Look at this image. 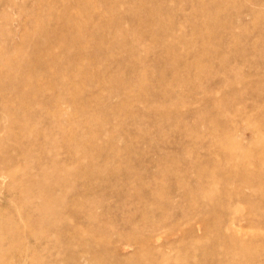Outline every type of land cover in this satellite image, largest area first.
Returning <instances> with one entry per match:
<instances>
[{"label":"bare ground","instance_id":"1","mask_svg":"<svg viewBox=\"0 0 264 264\" xmlns=\"http://www.w3.org/2000/svg\"><path fill=\"white\" fill-rule=\"evenodd\" d=\"M132 1L146 24V29L138 28L136 33L124 26V11H121L122 4L130 0H36L29 8H19L12 0L5 2L16 9L18 27H10L13 22L11 16L1 12L0 18L4 22L1 34L4 33L5 39L0 49V162L8 154L4 149L8 141L17 150V155H8V159L14 162L12 168H0V173L10 178L6 191L15 202L14 214L17 217L5 215L3 204H0V264H146V258L150 264H264V149L245 142L234 148L231 144L236 142V136L233 135L229 140L216 144V153L225 159L224 166L208 170L191 161L188 155L179 157L183 168L192 172L194 181L197 180L193 188L186 187L189 180L173 181L177 188L185 191L182 199H190L195 204L183 208L180 219L182 222H196L197 231H206L202 235L219 239L221 243L212 250L202 247L194 231H181L177 228L180 223L166 221L170 216L168 211L181 206L169 200L170 203L159 204L160 198L157 200L156 196L164 192L161 186L148 189L150 192L145 190V211L137 210L145 215L144 212L160 209L164 213L158 215L159 222L165 225L164 228L150 221L141 226L134 215L122 211L126 203L131 207L135 205L133 201L129 202L124 192L130 182L123 183L125 186L121 192L125 194H118L115 190L118 175L112 177L115 170L108 168L114 173L111 177L115 180L110 186H102L99 180L93 181L108 172L100 171L105 168L99 169V164H96V158L103 157L102 154L108 150L103 151L104 146L108 145L103 146L97 140L107 137L113 141L116 132H88L89 123L77 117L87 115L90 125L91 120L100 124L104 120L99 122V115H121L122 109L130 104L128 100H136L133 87L126 89L132 85L130 79H121L109 66L122 65L114 57L117 54H126L125 58L119 56L123 59L121 62L125 59L133 64L141 59L139 41L143 38L157 43L160 48V54L153 63L161 69L157 82L168 87L161 96L167 103H181L184 99V94L174 92L172 87L175 85L186 87L187 92L197 89L189 86L190 76L181 71L180 66H197V76L218 66L224 69V75L221 73L218 78L227 79L224 72L230 64V56L240 49L238 41L244 37L240 23L247 16L254 19L259 13L264 15V0ZM176 4H183L188 10L181 18L183 22L190 21L189 33L181 30L184 23L172 21L178 13L174 8ZM224 10L227 12L223 13ZM164 19L168 21L161 23ZM128 21L135 23V16H128ZM260 33L264 35V27ZM212 37L218 43V52H213L207 44ZM108 42L110 48L104 47L103 44ZM258 42L241 48L247 52L246 55L256 53ZM179 44L186 47L185 52ZM181 53L191 55V60ZM219 55L221 57L217 59ZM236 67L238 70L239 66ZM65 72L70 75L66 76ZM234 77L239 82L244 80L239 71ZM77 83L86 84L88 88L79 90ZM101 84H106L107 89L110 87L111 92L121 88L118 92L122 94L123 101L114 105L108 103L97 90ZM244 91L240 90V93ZM257 97L264 101V94ZM215 101L212 99L210 102L217 107L221 105ZM228 105L231 103L226 100L224 106ZM68 109L72 111L69 113ZM229 114L247 116L232 110L219 115L222 123H230ZM254 114L264 122V105L256 108ZM70 125L79 130L87 129L86 132H66L65 127ZM105 125L100 124V131ZM3 132L6 135L3 136ZM111 141L109 143H113ZM250 150L259 151L261 155L252 158ZM104 155L106 160H114L118 158V151L109 149V153ZM158 155L151 161L158 168L156 173L151 171L154 175L149 172L153 175H149L150 180L156 176L167 179L171 170L177 168V165L170 167L173 161L168 166L173 154L163 152ZM207 155L208 160L215 157L210 153ZM23 166L25 171H21ZM251 167L258 171H251ZM202 178L208 179L205 184L213 192L212 198L196 196V189L201 186L198 181ZM126 179L128 176L124 181ZM218 184H222L220 189ZM169 185L174 190L172 180ZM232 186L236 190H231ZM246 189H253L258 198L253 192L247 194ZM234 191L242 193L239 197L243 202H249V213L244 218L231 210L232 198L238 197ZM108 195L119 197L121 206L116 204V207L120 209L106 202ZM140 195L133 198L139 201L143 197ZM253 196L256 199L253 200ZM114 209L122 211L125 219L121 222L126 221L123 224L130 227L126 230L133 233L113 229L110 225L113 219L97 223L96 210H104L107 214ZM206 213L210 215L204 221L200 216ZM118 217L117 220L120 219ZM164 246L169 252L162 251ZM129 250V256L121 255Z\"/></svg>","mask_w":264,"mask_h":264},{"label":"rangeland","instance_id":"2","mask_svg":"<svg viewBox=\"0 0 264 264\" xmlns=\"http://www.w3.org/2000/svg\"><path fill=\"white\" fill-rule=\"evenodd\" d=\"M7 1H11V0H0V14L1 12L8 13L13 21L9 26L17 28L18 27L17 11L16 9H12L9 6H7L5 3ZM12 1L16 3L19 8H23V7L29 8L32 7L33 3L36 0H12ZM122 5L123 6L121 11L122 10L124 11L123 15L125 18L124 26H126L130 31L134 30L135 33L138 30V28L142 27V29H146V24L144 22V19L136 11L135 8L136 5L133 3V1L130 0V2ZM174 8L178 9V13H176L173 16L172 21L174 20L184 23L181 30L183 31L187 30L188 31L187 33H189L191 29L190 21L187 20V22H183L181 18V15L187 14L188 10H186L183 4H176ZM262 11L264 12V8L262 9ZM225 12L227 11L224 10L223 13ZM74 14H77V12H74ZM128 16H135V20H136L135 23H131L130 21H128ZM254 19L247 16L245 20L240 23L241 26L244 28L242 32L244 37L241 42L238 41V44L240 43V47H239L240 49L236 51L237 53H234L230 56V59L233 58L232 59L233 62L229 59L230 64L227 67V69H225L226 72L224 73L228 80L227 79L224 80L223 78H221L222 79L221 80L220 78H218L217 75H220L221 73L222 75H224L223 74L224 69L219 68L218 66H215V68L214 67L209 68L208 71H205V73L204 71L201 72L199 76H197L199 73L197 66H193V67L180 66L178 68L181 71L183 70V72L186 75L190 76L191 82L189 86H191L192 88L197 87V89H195V91H191L192 89H190V91L187 92V90H185L186 87H181V86L177 87L175 85L172 87L174 92L184 94V99L181 103L180 102L167 103L163 98H161V96L166 93L168 87L165 83L157 82V80L161 75V69L160 66H156L153 63L154 58H156V56L160 54V48H158V45H156L157 43L153 44L150 42V40L143 38L142 40L139 41L140 42L139 46L142 53L141 59L137 60L136 63H133L134 65L128 62V60L126 61L125 59L123 62H121L123 60L122 58H125L126 55L122 53L120 55L117 54V56L116 55L114 56L116 60L119 61L120 64L122 63V65H120L119 67L115 65L111 67L110 64L109 66L110 69H112L116 74H118L121 79L122 78L124 80L130 79L132 85L126 87V89L128 91L133 87L132 88L134 90V91L132 90L133 96L134 98H136L137 101L135 100L131 102L132 99H129L128 101L130 102V104L126 106L124 109H122V112H120L121 115L118 116L99 115V117L96 116L99 122L104 120V122H101L100 124L103 123L107 124L105 125V127H103L104 131L103 130L100 131L101 129V127H99L100 124H98L96 120L94 121L91 120V125L92 122L93 123L95 122L94 126L97 125L96 127H98L99 129H97L93 125L91 126L89 118H86L87 115L85 116L78 115L77 117L78 119H81L82 121H86L87 123H89L88 129L85 128L83 130H79L74 125L65 127L66 132H71V133L82 132V131L86 132V129L88 132H90V130L91 132H95L96 130H98L99 132H106V131L116 132L114 134L115 135V137L113 138L114 140L112 139L113 141L108 140L107 137H101L97 141L99 144L103 146L108 145L107 147L104 146L103 151L105 149H108L105 150L104 154H108L109 149L117 150L118 151L117 157L119 159L117 158L114 160H109V159L106 160L104 158L105 157L104 154H102L103 157L98 156L96 158L97 160L96 164L97 165L99 164L98 165L99 169H101L102 167L105 168V170L101 169L100 171H104V172L108 171V172L102 173L100 177L95 178V180L93 181L99 180L101 181L100 184L102 183L103 185L102 184L101 185L106 187L112 184L111 181L114 180V178L112 177L118 175L115 180L119 186L115 185V187L117 188V189L115 188V190H117L118 194L120 195L126 193L129 202L132 203L133 201V203H135L133 207H131V205L129 204L127 205L126 203L123 206L122 211L131 214V216L134 215L135 218H137V221H140V225L141 224L147 225L150 222L151 223L154 222L156 225H159L162 228L165 227V225H163L161 221L159 222L160 216L158 215L161 214L160 212H162L160 209L159 211L144 212L146 213L145 215L142 214V212L145 211L144 209L145 201L143 200L146 199L145 196L146 193L150 192L148 189H153L155 186L156 187L161 186V189L164 190L165 192L166 189L168 190V188L173 187L169 185L171 184V180H172V184L174 185L175 182H177L178 180H182V178L189 180L186 181L187 184L186 187L193 188L196 186V183L194 182L197 180L194 181L193 179L195 175L192 172H189L183 168V162L181 163L180 160H178L179 157L188 155L191 161L200 164L202 168L204 167L205 169L208 170L213 168L214 166H224L225 159L223 158L222 155L220 154L218 155V153H216L217 150L216 144L220 142H224L227 139L229 140V138H231L233 135L236 136V142L231 144V146L234 148L239 147L241 142H245V144L250 143L256 145L258 149H264V122H262L261 118L257 117L254 114L256 108L260 109L264 105V101L258 99L257 97L258 95L264 94V35L260 33V31L264 27V15L259 13L256 15ZM167 21L168 19H164L161 23H165ZM3 26H4V22L0 18V49L3 47L2 42L5 39V36L3 35L4 33L1 34V30H2L1 28ZM149 29H151V27H148V30ZM257 41L259 42L257 43L256 53L252 52L246 55L247 52L246 53L243 52L242 48H244L245 45H250L251 43ZM207 44L210 46L213 52H218L217 50L218 43L214 40L213 37L212 39H209L207 41ZM103 45L104 47L110 48L109 42L104 43ZM179 47L182 49V52L186 51V47H184V45L179 44ZM195 53L198 54V52ZM242 54L246 55L248 59L246 60V57ZM180 55L191 60L190 58L191 55L189 54L181 53ZM235 55H236V59L234 58ZM119 56H121L122 58ZM219 57H221V55H219L217 59ZM236 66H239L238 70L236 69L237 68ZM144 68L146 69L143 70ZM140 71L144 73H141ZM238 71L239 74L244 77V80L242 82H239L238 81L239 79L237 78L235 79L234 77L235 72ZM65 74L66 76L70 75V73L68 72H65ZM245 78L248 79L246 80ZM256 78H261V79H256ZM255 79L256 81L259 82L254 81ZM226 80L228 81L227 83ZM222 81H224L225 83L224 85L222 84ZM101 85L102 86L98 85L99 87H97V90H100L101 92L100 94L103 95L102 96L103 98L108 100V103L114 105V104H119L118 102L121 103L123 101L124 98L122 94H119L118 92L120 91L121 88L120 89L118 88L119 90L115 89V91L113 90L111 92L110 87H108V89L107 87H105L106 84H101ZM107 86L109 85L107 84ZM77 88L79 90L82 89L84 90L85 88L87 89L88 86H86V84L81 85L80 83H77ZM243 89L245 91L240 93V90L242 91ZM206 90L209 91L207 92ZM208 97L215 99L216 100L215 102H220L221 105L217 107L215 103L210 102L212 99L210 100V98ZM226 100H229L231 105L224 106ZM232 110H237L239 112L246 113L247 116H243V115L235 116L233 114H229L230 123L228 124L222 123V118H220L219 115H222L223 113H231ZM66 111L70 113L72 110L68 109ZM110 116H112V118H110ZM92 128L93 129L96 128V129L93 130ZM13 132L16 131L14 130ZM2 135L4 136L6 135V133L3 132ZM103 138H105L106 140ZM110 141L113 143H109ZM4 145H5L4 149H6V152L8 154L6 155V159H4L2 163L0 162V168H2V170L12 168L11 166L13 165L14 162H11L12 160L8 159L9 158L8 155L11 153L17 155L16 153L17 150L14 149L10 141L6 142ZM163 152L171 153L174 155L173 159L168 160L170 162V163L168 162L169 163L168 166H170L171 161H173V164H171L173 166L170 167H175L177 165L176 166L177 168L174 169H178V170L175 171L174 169L171 168L172 169L171 176H169L171 177V180L169 177L166 179L162 176L161 177L156 176L154 179H152L151 177L157 172L158 167L155 168L156 166L152 165L151 161L154 160L153 158L156 159L157 155L158 154L160 155ZM208 153H210L212 156L215 157L212 160H208V155H207ZM249 155H251L250 157L255 158L257 156H260L261 154H259V151L250 150ZM16 162H18V160H16ZM104 165L110 166L111 169L110 167H105ZM151 165L154 167H151ZM107 168L109 170L114 169L116 171V172L113 171L115 174L112 171L107 170ZM25 169L26 168L23 166L21 168V171H25ZM250 170L255 172L258 171L254 167H251ZM151 171L155 173L153 174V172ZM149 172L153 175L149 174ZM125 173L127 175H125ZM130 174L133 175V177L129 176ZM149 175L151 176L150 177L151 180L149 179ZM127 176L128 179L124 181ZM207 180L208 179L206 178L205 179L202 178L201 180L198 181L199 182L198 185L201 186L196 189L195 192L196 196L204 197V198H212L213 192L205 184ZM127 181H129L130 184L126 186V188L124 189L125 185L123 183ZM173 181L175 182L173 183ZM9 183H10V178L5 174L0 173V204H3V210L5 211V213H7L5 215L7 216L14 215L15 217L16 216V214H14L15 202L10 198L9 195H7V191H6V188L8 187ZM174 187H175L174 190L171 188V190L169 189L165 193L164 192L162 193V191L160 190L161 192L158 195L159 197L156 196L157 200L160 198V200H158L160 201L158 202L159 204L162 203L165 205L166 203L171 202L177 206L179 205L181 206V207L172 208L171 211L169 210L170 212L168 211V215L170 214V216L169 219H166V221L170 223L172 221H176L180 223V225L177 228L181 231H186V232L189 231L190 233L194 231L196 237H199L200 244L202 245V247L209 249L211 248L213 250L215 246H218L221 243L219 239H216L215 237H211V235H206V234L202 235V233H205L206 231L205 232L197 231L196 226H198V224L196 222L194 221L182 222V220L180 219V214L182 213L183 208L193 206L195 204L193 203L194 201L190 199L187 198L182 199L183 198L182 195H184L183 193L185 191L181 190L182 189L181 187L177 188L175 185ZM217 187L220 189L222 187V184H218ZM121 189H124L125 193L121 192L123 191ZM231 190H236V189L234 186H232ZM136 191L144 195H140ZM245 191L247 194H251L253 192L252 194H254L258 198V194L255 193L253 189H246ZM108 193L109 190L106 189V194ZM234 194H237L238 197L235 196L232 198L233 206L231 210L233 213H235L236 216L244 218L249 213V207H248L249 202H243L240 199L239 196L242 193L234 191ZM136 195H140V197L143 196L141 198L142 200L140 199L141 201L140 200L138 201L137 199H134L133 197ZM255 196H253L254 198L252 197L253 200L256 199ZM165 197L166 198L168 197L169 199H165ZM33 200L37 201V198H33ZM168 200L170 202H168ZM163 201H165V203H163ZM251 201L252 200H250V202ZM106 202L112 206L115 205V207L117 205L121 206L119 197L117 196L116 197L111 195L106 196ZM197 204H200V202H198ZM119 206L118 208L117 207L116 208L120 209ZM139 208L141 210H139ZM117 209H114L113 210L114 212L112 211L107 214L105 213L104 210L103 211L96 210V215H98V219H99L98 221L97 220L96 221L97 223L98 222L101 223L103 221L113 219L112 222L113 224L110 223L111 227L119 231L123 230V232L127 233L128 231H130V230H126L128 228L130 229L129 224L124 225L126 224V221L125 222L123 221L124 224L123 222H121L122 220L125 219V216L123 213H121L122 212L121 210H117ZM137 209L139 211H142V209L144 210L142 212H139ZM208 209L210 210L211 208ZM164 210L165 207L163 208V211ZM134 211H138V212H134ZM154 214H156L157 216H155ZM108 215H110V217ZM208 215L210 214L206 213L200 217H202L203 219L205 218L207 221V219L209 218ZM118 216H120L119 220H117L119 218ZM126 219H128V216H126ZM110 225L108 224V226ZM130 233L133 232L130 231ZM247 238L248 236L246 235L245 239ZM162 248H163L162 251L169 252V249L167 247L164 246ZM130 254H131V250L121 255L125 257V256H129ZM146 264H150L148 258H146Z\"/></svg>","mask_w":264,"mask_h":264}]
</instances>
